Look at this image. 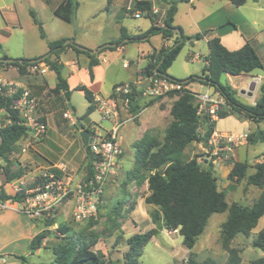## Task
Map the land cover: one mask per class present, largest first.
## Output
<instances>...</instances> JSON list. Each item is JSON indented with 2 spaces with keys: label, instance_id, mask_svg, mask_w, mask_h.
<instances>
[{
  "label": "rangeland",
  "instance_id": "rangeland-1",
  "mask_svg": "<svg viewBox=\"0 0 264 264\" xmlns=\"http://www.w3.org/2000/svg\"><path fill=\"white\" fill-rule=\"evenodd\" d=\"M78 1L86 2L85 0ZM98 3L101 4L98 6ZM178 4H181L180 16L189 22L188 3ZM43 5L41 0H0V59L4 56L9 59H24L46 52L47 42L40 37L39 30L30 14L31 10L38 13L49 40L73 35L80 43L94 44L101 41L106 42L107 39L119 35L120 26L116 24V18L106 15L104 11L96 19H92L85 16L87 9L82 8L78 19H74L72 23H66L55 17L49 8ZM102 5L107 6L106 0H98L93 9L96 11L101 7L102 10ZM224 5L225 2L213 7L210 0H204L199 4L196 13L203 15L216 7L220 8L218 13L220 19L225 20L224 22L229 19L231 23L242 28L247 40L257 49L264 65V0L248 1L241 7L234 6V11ZM123 21V26L130 33H135L138 28H143V24L148 23L147 19H135L130 15H126ZM190 42L183 46L178 58L168 70V74L176 79L184 80L202 75L206 64L205 57L209 52L208 45L203 40H197L194 44ZM158 44V40H155L154 46L157 47ZM138 47L140 46L130 45L127 53L130 51L129 54L132 56V52ZM18 75L13 70L0 71V86L10 83L9 80L17 81ZM260 75H264V69L256 70L249 75H242V77L223 76L222 79L234 87L238 101L245 105H252L261 97L264 82L257 84L253 95L250 96L248 91L252 78ZM129 76V73L122 69L121 61H118L109 69L108 80L110 82L125 81ZM19 77L28 83L41 78V74L27 71L25 75H19ZM48 82L50 86H55V76H49ZM190 87L196 92L205 93L207 91V87L201 86L198 82L192 83ZM6 88L7 90L21 89L14 83L8 84ZM243 91L247 93L243 94ZM172 103L166 99V104L161 108L152 105L146 109L139 120L126 122L120 129L119 142L124 151L122 162L106 187L96 218L83 223L75 222L72 214L73 196L57 208L51 217L41 220L29 218L20 211V206H16V203L10 202V207L6 209H2L0 203V247L4 248L1 251L3 253L1 257L6 259L0 264H21V261L14 257L28 258V264H52L54 248L65 243L67 237H72L73 240H85L88 243L96 241L93 250L104 255L109 264H127L129 260L126 255L130 250L128 240L134 235L151 231H154L155 235L143 247L141 255L135 258V264H187L191 254L200 262L213 259L217 264H226L229 251L223 247L221 225L227 220L228 212L212 215L204 233L198 237L194 248L189 250L183 244V238L178 230H169L163 222L154 221L152 213L157 207L145 203V198L149 194L147 184L139 186L135 181L132 182L126 178L127 173L134 168V144L141 137L143 130L152 126L148 131L150 135L158 142H163L166 130L173 120L170 115ZM69 104L73 106L76 114V119H74L70 112L71 117L75 121L80 120L84 127L92 124L99 128L102 134L105 130L111 129L112 124L103 121L97 109L90 116L84 117L89 103L80 91H72L69 101L64 98L59 104L43 101L37 110L36 117L41 121L45 119L48 127L47 134L42 139L33 141L28 133L27 137L16 144L14 152L8 156V159L1 157L7 164L6 183H9L5 189L7 195H13L10 194L12 181L19 179L18 183H20L25 177L26 183H30L32 187L42 172L61 163L69 167L70 174L75 180L73 185H77L83 179L89 162L88 153L82 132L74 127L75 122L64 117V113L70 111ZM222 112L229 116L217 123L216 130L245 132L248 135L260 131L257 130L256 123L234 113L229 106L223 107ZM154 113L148 125V116ZM48 117L52 121L49 126ZM259 126L264 130V123ZM205 130V125L201 124L199 132L203 134ZM240 147L237 148L236 153ZM23 148H28L27 153L22 152ZM243 151H245L243 157L239 156L236 161L247 162L248 175L254 174L256 166L264 164V142L258 144L248 142L243 146ZM208 152L207 147L192 143L186 148L181 159L183 161L197 159L201 166L206 168V163L210 160ZM43 158L49 159L50 162ZM213 166L214 174L218 179V189L226 194L229 205L238 203L252 207L258 201L264 189L249 185L247 178L239 182L229 180L230 164L217 163ZM55 171H57L56 168L50 170V172ZM2 216L3 220H1ZM60 226L68 228L69 233L63 234L59 229ZM262 230H264V217L249 236L238 235L230 243L229 249L240 254L242 264H258L264 258V251L253 246L254 240ZM42 233L47 235L43 246L36 251L39 252L38 254L31 255V241Z\"/></svg>",
  "mask_w": 264,
  "mask_h": 264
},
{
  "label": "trees",
  "instance_id": "trees-1",
  "mask_svg": "<svg viewBox=\"0 0 264 264\" xmlns=\"http://www.w3.org/2000/svg\"><path fill=\"white\" fill-rule=\"evenodd\" d=\"M61 1V4L54 10V15L66 23H71L79 8V2L78 0ZM229 1L234 6L241 7L248 1L258 2L259 0ZM181 2L190 3L191 0L168 1V7L166 8L165 17L161 25L158 22L159 17L150 13L153 8L152 2L148 0H134V11L147 12L145 17L151 21V28L144 34L133 37H130L126 33V30L122 28L120 39L112 43L119 46L125 39H129L130 42H143L144 40H149L153 35H161L164 40L175 38L171 46H163L160 50L155 51L147 57L148 63L140 72L142 77L154 75L167 77L175 82L184 84L185 87L198 82L202 86L214 88L216 92H219L225 98L226 106H229L234 113L236 112L256 124L264 122V83L262 84V95L256 103L254 105H245L236 98L235 89L222 79L223 76L238 77L264 69L257 49L250 41H247L242 48L232 51L225 47L219 38H210L207 42L209 53L205 57L206 64L201 76L179 80L168 74V70L178 58L183 46L194 39L202 40L208 34L199 33L194 37H190L185 35L180 27L174 25L175 16L178 11L177 5ZM30 14L34 24L38 27L40 37L46 40L47 35L43 23L34 11H31ZM175 28L180 29L181 38L173 31ZM181 40L183 41L180 43ZM66 42L67 39L48 41L49 56L44 61L39 62L45 63L50 71L55 73L57 84L51 92L56 96L62 92H69L68 82L62 74L64 65L59 62L60 55L64 50L73 48L75 52L89 56L91 60L88 70L92 80L94 79L93 68L99 64L95 55H91L87 51H81L71 44L65 45ZM111 49L104 48L101 52ZM3 59L7 60L9 58L4 56ZM30 62V59H17L15 63L0 62V68L12 66L17 68L19 74L25 75L27 71L29 72L30 67L39 64H32ZM200 78H204L206 81H199ZM75 90L82 92L89 103V107L84 115V117H88L96 110L95 96L83 85L76 87ZM21 91V89H18V93L10 97L6 94L7 88L0 86V108L9 109ZM131 100V111L138 114L141 110L138 104L140 100L139 95L134 93ZM160 100L150 101L147 106L153 105ZM62 102L60 100L59 103ZM170 115L173 120L166 130L162 143L155 140L147 131L134 144L135 165L127 173L126 178L129 181H135L139 186L147 184L149 194L145 198V203L157 207L152 213L154 221L163 222L169 230H178L179 235L183 238V244L189 250L194 248L198 237L204 233L212 215L228 212L227 220L221 225L223 247L229 251V258L226 264H242L240 254L229 249V245L238 235L249 236L264 217V191L252 207L238 203L229 205L226 194L218 189V179L214 174V166L211 162L206 163L205 161L207 167L203 168L197 159L188 161L181 159L186 148L192 143H199L208 147V141L214 132L216 124H209L207 119L199 114V105L196 103L194 93L189 89L182 91L179 98L172 103ZM228 116L226 113L220 112V120ZM14 118L18 122L19 119L16 113H14ZM42 121L45 122V119ZM201 124H204L206 127L203 134L199 132ZM74 127L78 129L76 124H74ZM84 128L89 130L90 135L93 136L94 133L88 127ZM28 133L29 128L19 123L1 129L0 157L8 159V156L14 152L16 144L27 137ZM248 142L251 144L264 142V131L260 130L249 135ZM18 164L20 165V163ZM92 165L89 159L86 167L87 178L92 174ZM231 165L232 168L228 174L229 180L239 182L247 178L249 185L264 189V164H258L255 168V173L251 175H248L249 165L247 162L232 161ZM23 198L22 194L7 195L0 189L1 204L8 202L19 203L22 202ZM59 229L63 234H68L70 231L65 226H60ZM154 235L155 232L151 231L134 235L128 240L130 250L126 255L129 260L127 264H135V258L141 255V250ZM46 237V233L38 234L31 241V255L42 248ZM95 245L96 241L88 243L85 240H73L72 237H67L65 243L54 248V262L52 264H109L104 255L93 250ZM253 246L264 251V230L258 234V237L253 242ZM14 258L19 259L21 264L29 263L28 258ZM187 264L217 263L213 259H206L200 262L191 254ZM258 264H264V258Z\"/></svg>",
  "mask_w": 264,
  "mask_h": 264
},
{
  "label": "built area",
  "instance_id": "built-area-1",
  "mask_svg": "<svg viewBox=\"0 0 264 264\" xmlns=\"http://www.w3.org/2000/svg\"><path fill=\"white\" fill-rule=\"evenodd\" d=\"M134 11V0H129L126 12L131 14ZM150 13L159 17V23H163L165 12L152 8ZM147 12L136 10L133 12L135 18L145 16ZM49 67L45 63H39L29 68L33 74H45ZM252 82L260 84L264 82V76L253 77ZM11 83H4L6 87ZM207 87L205 93H194L196 103L199 105V114L204 116L209 124H216L220 120V112L226 106L225 98L214 90ZM188 89L182 83L175 82L167 77L157 75L141 77L130 83L119 84L114 87L113 92L108 97L95 96L94 102L96 109L100 112L103 121L112 124L110 130L104 134L94 133L91 144L92 151L97 154L92 162L91 176L87 178V171L77 185L70 174L66 164H59L56 167L47 168L42 172L31 187L26 183L24 177L20 183L19 179L14 180L10 194H22V202L16 203L20 206V211L33 220H41L53 215V212L68 201L73 196V218L77 223H83L98 216L99 205L110 180L115 176L120 167L124 154L121 143L119 142V132L122 126L129 121L135 120L138 115L131 111V99L134 93L140 98L153 101L157 99L179 98L182 91ZM18 89L7 90L6 94L10 97L15 96ZM41 106V101L33 96L29 91L22 90L20 95L14 99L9 109L0 108V130L16 123L29 128V133L33 141L42 139L48 132L47 124L36 117L37 110ZM17 114L18 122L14 118ZM74 122L70 114H65ZM247 133L222 132L214 129L208 141V162L212 164H230L235 161L236 150L238 147L248 143ZM29 148V147H28ZM28 148H23L22 152L27 153ZM57 171L50 172V170ZM7 179V164L0 157V189L5 192ZM11 182V183H12ZM6 193V192H5ZM7 194V193H6ZM2 208L6 206L1 205Z\"/></svg>",
  "mask_w": 264,
  "mask_h": 264
},
{
  "label": "crops",
  "instance_id": "crops-1",
  "mask_svg": "<svg viewBox=\"0 0 264 264\" xmlns=\"http://www.w3.org/2000/svg\"><path fill=\"white\" fill-rule=\"evenodd\" d=\"M85 3H80L79 1V8L76 12L75 18H79L80 11L82 8L87 9L85 11V16L87 18H92L96 19L102 11L106 15L113 16L116 18V24L120 26L119 29V35L116 36L115 38H110L107 39L106 42H98L94 44H84L80 43L76 40V37L73 35H66L60 38H57L55 40H49L48 38L45 40L47 43L48 41H56L60 39H67V41L72 40L76 45H80L82 47H85L91 51H96L99 47L104 46L106 44L118 41L121 36V29L124 28L126 30V33L130 36H136L140 34H144L147 32L151 26L152 23L149 19H147L145 16L139 18V19H147L148 23L143 24V28H138V31L135 33H130L124 24V19L126 15H130L132 18H135L134 15L128 14L126 12V7L128 5L129 0H106L107 6L102 5V10L101 7L99 10H94L93 7L98 2V0H85ZM152 2L153 8L159 9L162 12L166 11V8L168 7V1L169 0H148ZM172 1V0H170ZM204 0H191L190 3H188L189 8H188V13L187 16L189 17V22L185 21L181 16H180V5L178 4V11L175 16V21L174 25L177 27H180L185 35L194 37L196 34H206L203 37L204 42H208L210 38L217 37L221 40L222 44L227 47L229 50H238L244 46V44L248 41L247 38L245 37V33L243 32L242 28L240 26H237L235 23H231L230 20L226 19L227 22H224L225 20H221L218 13L220 12V8L216 7L215 9H212L210 12L205 13L203 15H197V10L198 6L200 3H202ZM43 6H46L49 8L50 12L54 14V10L61 4V0H41ZM210 2L213 4V7L216 6L218 3H223L225 2L224 6H229L231 8V11H234L233 7L234 5L229 1V0H210ZM101 3H98V6ZM196 5V6H195ZM236 7V6H235ZM84 9V10H85ZM120 9V10H119ZM34 11V10H31ZM30 11V12H31ZM38 16V13L34 11ZM40 15V12H39ZM55 16V15H54ZM56 17V16H55ZM42 18V17H41ZM43 19V18H42ZM73 19V21H74ZM137 19V18H135ZM39 20L42 22V20L39 18ZM61 20V19H60ZM72 21V22H73ZM71 22V23H72ZM43 23V22H42ZM161 24V23H159ZM44 25V24H43ZM162 25V24H161ZM229 25V26H228ZM44 27V26H43ZM38 28V27H37ZM45 30V29H44ZM46 33V32H45ZM47 35V34H46ZM175 38H171L170 40H164L161 35H156L152 36L149 38V40H144L142 43L139 42H130L129 39L123 40L119 46L112 47L111 50H105L103 52H99L95 54L96 59L99 61V64L94 66L93 72H94V79L92 80L90 77V73L88 70L89 63H90V58L86 54H80L74 51L73 48H67L64 50L59 58V62L64 65L62 74L63 77L67 80L68 85H69V92H62L60 95L56 96L54 95L51 91L56 87L57 84V79L56 75L54 72H51L50 69L48 70L47 73L41 74V78L35 79L33 82H26L25 79H22L19 77V72L17 68L12 67V66H3L0 68V71L2 70H13L14 72H17L18 78L15 80H9V82L12 84H16L17 86L21 87V90H27L29 91L33 96L38 98L41 103L45 100L51 102L52 104H57L60 102V100L63 101L64 98H66L68 101L71 96V92L76 89V87L83 85L86 86L93 94L94 96H102V97H108L111 95L113 92V89L115 86L119 84H125V83H130L133 82L137 79H140L142 76L140 75L141 70L147 65L148 63V56L152 55L155 51L160 50L163 46H171L174 42ZM158 40V46H154V41ZM196 42L193 41V44ZM66 44V43H65ZM69 45V44H67ZM130 45H139L135 51H133V55L131 56L129 52L127 53V50ZM49 51L48 44H47V50L46 52H42L41 54L38 55H33L30 57H26L24 59H30L33 61L34 59L38 60L42 58L43 56L47 55ZM209 53V52H208ZM55 58V57H53ZM22 59V58H20ZM16 60V59H15ZM118 61H121V67L122 69L126 70L129 73V78L125 81H118V82H110L108 80V74H109V69ZM55 76L56 83L55 86H50L48 82V77L49 76ZM245 76V75H243ZM264 75H260V77H263ZM238 77H242L238 76ZM257 77V76H255ZM185 80V79H184ZM252 82V81H251ZM250 82V83H251ZM249 83V84H250ZM107 85L109 86V90L107 91ZM191 85V84H190ZM190 85L187 87L190 90H193ZM201 85V84H200ZM202 86V85H201ZM206 87V86H205ZM234 88V87H233ZM195 91V90H193ZM61 98V99H60ZM170 102H174L175 99H169ZM139 106L141 107V110L138 114L137 119L139 120L142 114L146 111V109L150 106H147L149 104V101L147 99L140 98L138 102ZM166 104V99H162L158 101L157 103L153 105H157L158 108L163 107V105ZM255 103H252L254 105ZM172 106V104H171ZM170 106V108H171ZM69 110L64 113L65 114H70V112L75 114V110L71 104H69ZM73 111V112H72ZM76 115V114H75ZM153 115L148 116V125H150V119ZM90 116V115H89ZM72 121V120H71ZM220 121V120H219ZM218 121V122H219ZM50 117H48V126L51 123ZM75 122V120H74ZM246 123V122H243ZM264 122L260 124H255L257 126V130H262L259 125L263 124ZM83 125V124H82ZM93 133H101L99 128L96 126H93L92 124L87 126ZM152 126H148L145 130L142 131L141 137L137 140L139 141L143 135L149 131V129ZM104 130V129H102ZM107 130H105L106 132ZM264 131V130H262ZM249 132V131H248ZM240 133H245V132H240ZM136 141V142H137ZM244 146V145H243ZM243 146L239 148V151L236 153L235 161L236 159L238 160V157H243L245 151H243ZM48 151V150H47ZM43 160L50 162L49 159L43 158ZM122 162V161H121ZM21 164V163H20ZM232 168V165H230ZM49 169V168H48ZM231 170V169H230ZM11 203L8 202L4 204L6 207L2 209H6L10 207ZM3 216L1 217V220H3ZM3 247H0V257L2 256ZM39 252H36L35 254H38ZM6 259L4 257L0 258V262H5Z\"/></svg>",
  "mask_w": 264,
  "mask_h": 264
},
{
  "label": "water",
  "instance_id": "water-1",
  "mask_svg": "<svg viewBox=\"0 0 264 264\" xmlns=\"http://www.w3.org/2000/svg\"><path fill=\"white\" fill-rule=\"evenodd\" d=\"M173 31H174L175 33L178 34V37L181 38L182 34H181L180 29L175 28V29H173ZM195 40L197 41V39H195ZM182 41H183V40H181L180 43H181ZM67 44H71V45L75 46L77 49H79V50H81V51H87V52H89L91 55H95V54L99 53V52H100L102 49H104V48H112V47H115V46H116L115 43H109V44H106V45H104V46L99 47L96 51H91V50H89V49H87V48H84V47H82V46L76 45L72 40L67 41L65 45H67ZM190 44H193V41H191ZM48 56H49V54L43 56L42 58H40V59H38V60H33V61H31L30 63L33 64V63H39V62H42V61H44ZM0 62H5V63H15L16 60H15V59H7V60L0 59ZM201 80L206 81V79H204V78H200V79H199V81H201ZM185 82H187V81H185ZM256 87H257V84H256L255 82H252V83L250 84V88H249V91H248V94H249L250 96L253 95V93H254L255 90H256ZM245 92L247 93V91H243L242 93L244 94ZM72 117H73L74 119H76V115H75V114H73ZM75 124H76L77 128L82 132V136H83V138H84V142H85V146H86V151H87V153L89 154V159H90L91 162H94L95 158L97 157V154H96L94 151H92V148H91V144H92V142H93L92 136L90 135L89 130H87V129L84 128V126L82 125V123H81L80 120H76V121H75Z\"/></svg>",
  "mask_w": 264,
  "mask_h": 264
}]
</instances>
